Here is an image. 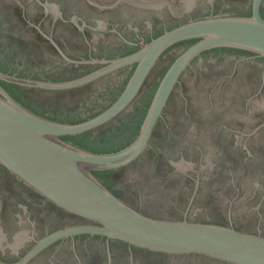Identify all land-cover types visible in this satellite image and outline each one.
<instances>
[{"label":"water","instance_id":"1","mask_svg":"<svg viewBox=\"0 0 264 264\" xmlns=\"http://www.w3.org/2000/svg\"><path fill=\"white\" fill-rule=\"evenodd\" d=\"M0 264H264V0H0Z\"/></svg>","mask_w":264,"mask_h":264},{"label":"flooded vegetation","instance_id":"2","mask_svg":"<svg viewBox=\"0 0 264 264\" xmlns=\"http://www.w3.org/2000/svg\"><path fill=\"white\" fill-rule=\"evenodd\" d=\"M104 2H112V1H114V0H103ZM174 2H176L177 3V0H173Z\"/></svg>","mask_w":264,"mask_h":264}]
</instances>
